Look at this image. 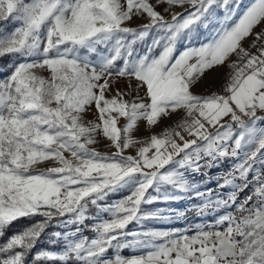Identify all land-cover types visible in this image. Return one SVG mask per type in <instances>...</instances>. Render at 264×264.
<instances>
[{
	"label": "snow or ice",
	"instance_id": "6c2138e0",
	"mask_svg": "<svg viewBox=\"0 0 264 264\" xmlns=\"http://www.w3.org/2000/svg\"><path fill=\"white\" fill-rule=\"evenodd\" d=\"M161 3L165 12L185 5L191 10L165 19L148 0H0V21L19 22L0 36V57L20 58L0 81V236L20 218H43L0 244V264H26L53 221L68 230L49 233L48 242L64 246L41 249L34 262L264 264V115H258L264 113V29L253 31L264 25V0L242 11L234 0H156ZM145 14L146 23L126 26ZM201 28L207 30L203 38ZM253 34L250 47L259 42L255 53L244 47ZM138 43L146 45L143 52ZM216 67L227 69L220 92L194 93ZM115 77L139 82L133 101L119 91L106 96ZM93 105L97 119L83 122ZM177 110L183 118L174 127L144 141L132 138L138 120L150 128ZM121 117L127 121L123 128L117 127ZM100 133L115 149L111 155L89 147ZM137 144L134 155H124ZM228 159L237 162L217 184L231 189L226 198L213 189L198 190L186 175H206L202 170ZM43 161L56 166L37 171ZM250 184L252 192L237 203ZM123 189L129 195L100 203ZM189 194L202 201L189 209L197 216L235 210L196 224L191 235L126 230L133 222L184 216L170 208L145 213L142 205ZM90 205L94 217L88 215ZM89 219L96 222L88 225ZM85 228L93 238L82 235ZM125 248L140 254L122 256Z\"/></svg>",
	"mask_w": 264,
	"mask_h": 264
},
{
	"label": "rangeland",
	"instance_id": "374dc122",
	"mask_svg": "<svg viewBox=\"0 0 264 264\" xmlns=\"http://www.w3.org/2000/svg\"><path fill=\"white\" fill-rule=\"evenodd\" d=\"M26 2H29V0H26ZM150 4H152L155 8V10L159 13H161L165 19H170L171 15L173 13H183L185 9L191 10L190 5H185L183 8L181 7H173L170 11L165 12L164 9L167 7L166 4L161 3L159 5L156 4V0H148ZM239 3V10H243L246 6H248L253 0H234L233 6H235V3ZM122 4H126V0H121ZM223 10L220 8L216 9V15L217 17L223 16ZM147 22L146 14L144 16H133V18L126 22V26L129 27H139L142 24ZM19 26V22H16L12 19H8L6 21H0V36L6 35L11 33L15 27ZM213 27H216L215 24L209 25V30ZM262 29H264V25H261L259 27H256L253 31L254 33L260 32ZM207 35V30L201 28L199 29V37L203 38ZM255 40V36L250 35L245 41H244V47L246 49H249L251 52L255 53L256 48L259 47V42H257L256 47H250ZM147 43H151V37L147 39ZM145 45L144 43H138L137 45ZM146 46V45H145ZM183 46V41L178 42V47ZM95 58V57H93ZM18 57L12 56V55H5L3 57H0V81H3L6 77H8L11 72L14 70L15 63L19 62ZM232 60H236L237 58L233 55L231 57ZM37 74L47 77L48 72L46 70L36 69L35 70ZM227 69L225 67H216L214 71L208 72L205 77L192 88V91L197 94H209L210 92H220L221 86L224 83V77ZM110 82L108 85V91L106 92L107 97H112L116 95V93L119 91L123 94V99L125 101H133L137 97V87L139 82L136 81L134 78H128V77H115V78H109ZM139 95L143 96V90L141 89L139 91ZM258 115H264V113H258ZM98 113L96 112V109L94 105L92 107H89L83 114H82V120L83 122L87 123L88 121H94L97 119ZM183 118V113L180 110H177L175 113H171L167 117L161 118L158 121L157 125L151 126L150 128L146 125V121L144 120H138L136 122L135 128L131 132V136L133 139L138 141H144L151 137V135L156 134L159 135L165 128L167 127H174L176 123L179 122L180 119ZM127 123L126 119L124 117L119 118L117 121V127L123 128L124 125ZM264 126V125H260ZM214 131V129H212ZM187 138V137H186ZM97 143L90 145V148H94L97 152L103 154V155H111L112 152L115 151L114 148L110 146V141L105 138L102 133L98 134L96 137ZM141 146L140 144H137L133 147H130L129 149H126L124 151V155H134L136 152V149ZM237 161L233 159H228L219 164L217 167H213L211 169H208L206 172L207 174H198V173H188L186 174L188 179L196 184L198 186V190L204 191L205 189H213L215 191H219L225 198L227 197V194L231 191L230 188H223L218 189L217 184L222 182L223 173H227L231 170V167L234 163ZM56 166L55 162L53 161H43L40 162L36 166V170H44L49 167ZM252 185L250 184L248 188H246L243 192L240 194H247V191L251 189ZM216 188V189H215ZM153 195L156 193L153 192L151 189L149 190ZM129 195V191L127 189H123L121 191L109 194V196L106 198L105 201H101V204H112L114 201L120 200L124 197ZM182 200V201H181ZM199 199L191 198V194L184 197L183 199L172 201L168 203L164 202H156L151 205H142V210L145 213H152L155 212L156 209H173L177 212H184L185 215L182 216V221L179 224H176L172 227H167L168 224H171L172 221H175L176 219H181L180 215H177L173 213L170 216V219L168 220H160L155 218L146 219L142 222V224H136V223H130L127 226V231H146L149 229L153 230H178V231H188L193 232L195 230L196 224H203L207 221H214L219 215H223L226 211H230L233 208L229 209H221L216 213H211L208 216L200 217L197 216L196 212L192 209L194 206L200 205ZM181 203V205H180ZM235 210V209H234ZM165 215H168V213H164ZM88 215L91 217H94L96 215V208L94 206H89V212ZM102 218H108L107 214H102ZM21 219V218H20ZM42 217H31L27 218V220H24V223L21 224L16 231L9 234L6 238H4L3 243L14 233H19L26 227L36 223L39 220H42ZM175 219V220H174ZM202 221L200 222V220ZM19 220V219H18ZM96 221L94 219H89L86 223L88 225H92ZM176 222V221H175ZM174 223V222H173ZM68 229H63L55 226V221H53V226H50L48 229H46L45 234L42 235L41 239L37 242L36 246L32 249L31 259L28 264H60L59 261H33V254L40 251L41 249H47L51 251H60L63 248V242L59 241L57 244L53 245L48 242V234L53 231H67ZM83 236L88 237L89 239L93 238L94 233L90 231L88 228H85L83 233ZM1 237V236H0ZM1 243V244H3ZM122 256L130 257L132 255H139L140 252L136 249H130L125 248L120 253ZM108 256H112L113 253L110 250L107 254Z\"/></svg>",
	"mask_w": 264,
	"mask_h": 264
},
{
	"label": "trees",
	"instance_id": "16d2710c",
	"mask_svg": "<svg viewBox=\"0 0 264 264\" xmlns=\"http://www.w3.org/2000/svg\"><path fill=\"white\" fill-rule=\"evenodd\" d=\"M141 52H143L146 48L145 45L141 44V45H137L136 46ZM24 220H27V218H21L15 222H13L3 233V235L0 237V244L3 243L4 238H6L9 234H11L12 232L16 231L17 228L24 223ZM32 255L31 253H29V255L26 258V264H28L30 262ZM39 264V263H37Z\"/></svg>",
	"mask_w": 264,
	"mask_h": 264
},
{
	"label": "built area",
	"instance_id": "2783aa9c",
	"mask_svg": "<svg viewBox=\"0 0 264 264\" xmlns=\"http://www.w3.org/2000/svg\"><path fill=\"white\" fill-rule=\"evenodd\" d=\"M202 171H208V169H205V170H202ZM226 173H223V176L225 175ZM220 179H222V178H220ZM248 179L249 180H251L252 179V177H251V175H249V177H248ZM216 189V188H215ZM252 190H253V186L251 187V189H249L248 191H247V194H240L239 193V196H238V199H237V203H239L240 201H242L245 197H247L251 192H252ZM202 203V201H200V204ZM234 211V210H233ZM207 222H210V221H207ZM222 230V229H221ZM189 235H191V234H193V232H191V233H188Z\"/></svg>",
	"mask_w": 264,
	"mask_h": 264
},
{
	"label": "crops",
	"instance_id": "0c3cea01",
	"mask_svg": "<svg viewBox=\"0 0 264 264\" xmlns=\"http://www.w3.org/2000/svg\"><path fill=\"white\" fill-rule=\"evenodd\" d=\"M175 220V219H174ZM176 221V222H175ZM175 221H172V223L171 224H168V226L167 227H172V226H174V225H176V224H179L180 223V219L178 220V219H176ZM174 222V223H173ZM200 222H201V220H200ZM207 223V222H206Z\"/></svg>",
	"mask_w": 264,
	"mask_h": 264
},
{
	"label": "bare ground",
	"instance_id": "6f19581e",
	"mask_svg": "<svg viewBox=\"0 0 264 264\" xmlns=\"http://www.w3.org/2000/svg\"><path fill=\"white\" fill-rule=\"evenodd\" d=\"M234 209L230 210V211H233Z\"/></svg>",
	"mask_w": 264,
	"mask_h": 264
}]
</instances>
